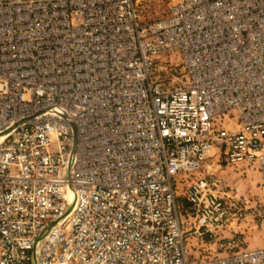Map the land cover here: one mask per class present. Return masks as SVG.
<instances>
[{
    "label": "built area",
    "instance_id": "built-area-1",
    "mask_svg": "<svg viewBox=\"0 0 264 264\" xmlns=\"http://www.w3.org/2000/svg\"><path fill=\"white\" fill-rule=\"evenodd\" d=\"M243 223L264 231V0H0V264H264Z\"/></svg>",
    "mask_w": 264,
    "mask_h": 264
},
{
    "label": "rangeland",
    "instance_id": "rangeland-1",
    "mask_svg": "<svg viewBox=\"0 0 264 264\" xmlns=\"http://www.w3.org/2000/svg\"><path fill=\"white\" fill-rule=\"evenodd\" d=\"M172 1L173 0H139V9L141 11L142 17L145 19H157L165 16ZM218 171L222 176H225L231 180L236 179L242 191H250L253 196L256 197L261 195L259 172H257L255 168L248 166L247 163H242L238 166H228L225 163H222ZM183 176L181 177L183 178ZM177 181L179 182V192L182 193L183 181L179 178ZM179 204L185 207L187 203L184 200H180ZM181 218L184 227L189 228L191 222L187 220V214L185 212H182ZM235 228L237 230L244 231L242 235V240L245 242L244 246L253 247L264 245V231L261 228H257L254 225L251 226L245 223L238 226L236 225ZM224 234L230 235V232L226 231ZM190 240L191 243H196L195 238L191 237ZM214 249L215 247L207 248V250L210 251H214Z\"/></svg>",
    "mask_w": 264,
    "mask_h": 264
},
{
    "label": "water",
    "instance_id": "water-1",
    "mask_svg": "<svg viewBox=\"0 0 264 264\" xmlns=\"http://www.w3.org/2000/svg\"><path fill=\"white\" fill-rule=\"evenodd\" d=\"M73 127H74V130H75V142H77V138H78L77 131H76V128H75L74 125H73Z\"/></svg>",
    "mask_w": 264,
    "mask_h": 264
},
{
    "label": "trees",
    "instance_id": "trees-1",
    "mask_svg": "<svg viewBox=\"0 0 264 264\" xmlns=\"http://www.w3.org/2000/svg\"><path fill=\"white\" fill-rule=\"evenodd\" d=\"M186 202V201H185Z\"/></svg>",
    "mask_w": 264,
    "mask_h": 264
}]
</instances>
